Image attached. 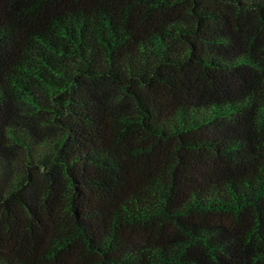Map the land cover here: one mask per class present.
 <instances>
[{"label":"trees","instance_id":"16d2710c","mask_svg":"<svg viewBox=\"0 0 264 264\" xmlns=\"http://www.w3.org/2000/svg\"><path fill=\"white\" fill-rule=\"evenodd\" d=\"M0 264H264V0H0Z\"/></svg>","mask_w":264,"mask_h":264}]
</instances>
